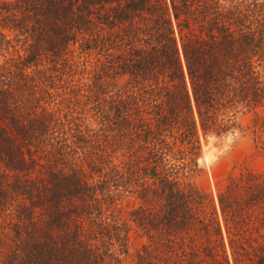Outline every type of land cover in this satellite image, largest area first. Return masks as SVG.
I'll use <instances>...</instances> for the list:
<instances>
[{
	"label": "trees",
	"instance_id": "trees-1",
	"mask_svg": "<svg viewBox=\"0 0 264 264\" xmlns=\"http://www.w3.org/2000/svg\"><path fill=\"white\" fill-rule=\"evenodd\" d=\"M236 128L264 0H0V264H264V166L191 181Z\"/></svg>",
	"mask_w": 264,
	"mask_h": 264
},
{
	"label": "rangeland",
	"instance_id": "rangeland-1",
	"mask_svg": "<svg viewBox=\"0 0 264 264\" xmlns=\"http://www.w3.org/2000/svg\"><path fill=\"white\" fill-rule=\"evenodd\" d=\"M263 166L264 157L256 152L248 133L236 128L218 136L207 134L201 139L200 154L197 158L199 171L191 181L202 191L214 195L216 183L230 171L241 167L260 170ZM133 205L131 198L123 201L122 218L128 219V211Z\"/></svg>",
	"mask_w": 264,
	"mask_h": 264
}]
</instances>
